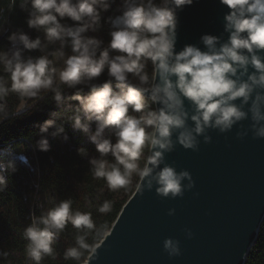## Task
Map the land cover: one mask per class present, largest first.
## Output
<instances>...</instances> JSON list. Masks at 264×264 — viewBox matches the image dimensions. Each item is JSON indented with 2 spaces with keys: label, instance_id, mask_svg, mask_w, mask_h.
I'll list each match as a JSON object with an SVG mask.
<instances>
[{
  "label": "clouds",
  "instance_id": "clouds-1",
  "mask_svg": "<svg viewBox=\"0 0 264 264\" xmlns=\"http://www.w3.org/2000/svg\"><path fill=\"white\" fill-rule=\"evenodd\" d=\"M113 0H20L21 10L28 12L27 24L31 28L43 29L46 44L41 39H30L27 33L12 32L11 43L19 41L24 49L47 47L60 41L61 47L70 40L71 55L51 52L37 58H22V49H0V65L7 78L0 77V123L9 117L4 108V99L10 92L20 97H36L41 89H54L55 100L62 98L56 84L69 88L90 85L91 91L73 97L81 107L78 113L97 122L89 139L96 146L101 158H93V174L103 178L109 189L127 188L133 182V175L139 182L135 189L141 192V183L147 178L146 187L162 197L183 196L186 188L194 182L189 171L177 172L164 163L165 153L175 148L176 141L185 149L198 150L197 136L208 128L220 132L230 131L233 125L249 118L254 137L264 138V0H221L230 12L225 16V29L230 32L226 43L217 46L218 37L205 34L202 39L207 50L187 45L176 52L177 15L175 8L193 0H123L122 11L116 16L103 17ZM75 22L64 23V19ZM102 23L111 25L107 47L96 37L84 35L89 30L97 31ZM115 50V54H110ZM63 60V67H55L57 60ZM151 62L152 71H147ZM249 66L254 71L249 73ZM107 70L108 79L99 85L91 83ZM247 77L243 79V77ZM115 82V84L113 83ZM145 93L150 94L152 108ZM190 102L193 113L185 107ZM240 100L237 104L235 101ZM247 105V110L242 106ZM21 103L19 108L22 109ZM131 110V113H130ZM18 111V110H17ZM189 119L193 126H189ZM72 127L89 133V125L82 122L80 114L71 117ZM54 120H46L41 132L54 126ZM106 129L116 137H104ZM64 132L63 124L56 127L53 136ZM247 135V131L238 132ZM65 139L67 137L65 136ZM205 142L211 137L205 135ZM42 151L49 149L46 137L38 141ZM85 153L84 148L78 149ZM111 153L115 162L105 157ZM23 163L27 158L19 157ZM143 164L141 166V160ZM164 164L162 168L159 166ZM158 169V170H157ZM12 158L0 154V191L9 184L16 172ZM6 173L8 175H6ZM187 178L189 183L182 182ZM71 200H64L40 217H33L30 226L24 229L23 237L28 241L26 258L40 264L42 257L53 255V243L70 222L75 228L95 227L90 213L71 211ZM100 212L111 211V204L105 202ZM175 209H169L173 215ZM190 238L192 232L186 230ZM106 230L97 233L96 240L89 245L85 236L77 237L79 248L65 251V259L80 260L79 249L95 253ZM163 247L170 257L180 255L179 241L166 238ZM7 256V252L3 253ZM84 264H87L85 260Z\"/></svg>",
  "mask_w": 264,
  "mask_h": 264
},
{
  "label": "water",
  "instance_id": "water-1",
  "mask_svg": "<svg viewBox=\"0 0 264 264\" xmlns=\"http://www.w3.org/2000/svg\"><path fill=\"white\" fill-rule=\"evenodd\" d=\"M170 6L178 21L176 52L187 45L207 50L205 34L218 37L217 46L228 41L225 16L230 9L221 0ZM259 54L264 56V50ZM253 71L249 66V73ZM145 97L150 99V94ZM185 107L191 115L193 108L186 99ZM242 107L247 110V105ZM251 123L249 116L227 132L208 128L197 136L195 151L180 145L174 134L175 148L165 153L164 163L177 172L189 171L194 186L183 196L162 197L155 183L151 190L146 187L145 178L141 192L133 190L95 253L86 256L87 264H244L264 218V138L253 136ZM188 124L193 126L190 119ZM243 131L247 135H237ZM205 135L210 142H205ZM169 209L175 213L169 215ZM186 230L192 232L190 238ZM166 238L179 241L180 255H168L163 247Z\"/></svg>",
  "mask_w": 264,
  "mask_h": 264
},
{
  "label": "trees",
  "instance_id": "trees-1",
  "mask_svg": "<svg viewBox=\"0 0 264 264\" xmlns=\"http://www.w3.org/2000/svg\"><path fill=\"white\" fill-rule=\"evenodd\" d=\"M161 3V0H155ZM20 0H0V49H10L12 43L8 40L12 32L27 33L30 39H41L42 45L46 44L45 32L41 29L31 28L27 24L28 10H21ZM123 0H113L103 17L116 16L122 11ZM64 23L74 25L75 22L65 18ZM111 25L102 23L97 31L89 30L84 35L96 37L101 40V49L107 47L110 40ZM22 49V54L27 59L37 58L51 52H63L64 55L72 54L70 40L61 47L60 41L47 44L41 49L28 50L17 41ZM110 54H115L112 50ZM55 65L63 67V60H57ZM147 71L151 73L152 65L148 63ZM0 77L7 78L0 65ZM108 79L107 70L91 83L99 85ZM115 84V82H113ZM56 89L61 92V100H55L54 89H41L36 97H20L19 94L10 92L4 99V108L9 111V117L0 123V154L4 158H12L16 163V172L12 173L8 186L0 191V264H34L26 258L25 249L28 241L23 237L25 228L31 225L33 217H40L61 201L71 200V211L90 213L95 227L93 229L75 228L70 222L57 236L52 245L53 255L42 257L40 264H81L89 252L79 249L80 260L65 259V251L69 248H79L77 237L84 235L89 245L96 240L97 233L108 230L116 218L124 202L135 189L138 177L133 175V182L127 188L111 190L103 178H97L93 174V166L90 163L93 158H101L92 142H85L80 136L72 133L71 117L80 114L82 122L95 125V120H87L83 113H78L81 105L74 99L76 93L86 96L90 93V85H78L69 88L63 84H56ZM148 99V98H146ZM152 108L154 105L151 103ZM26 105L19 110L20 104ZM18 110V111H17ZM131 113V110H130ZM54 120L56 124L49 127L47 132H41V126L46 120ZM63 124L64 132L58 135H66L70 141L69 146H63L53 136L56 127ZM46 137L49 149L42 151L38 141ZM104 137L111 138L113 143L116 137L111 130L106 129ZM30 144L33 149L35 167H30L19 158L12 156L10 149L17 144ZM84 148L85 153L78 149ZM96 155L92 157V155ZM109 163H114L111 153L105 157ZM141 166L143 159L141 160ZM6 175H8L6 173ZM108 202L111 211L100 212V207ZM7 252V256L3 253ZM244 264H264V218L261 223L257 238L246 257Z\"/></svg>",
  "mask_w": 264,
  "mask_h": 264
},
{
  "label": "rangeland",
  "instance_id": "rangeland-1",
  "mask_svg": "<svg viewBox=\"0 0 264 264\" xmlns=\"http://www.w3.org/2000/svg\"><path fill=\"white\" fill-rule=\"evenodd\" d=\"M16 48L21 49V46L19 45V43L18 42L14 43V44L12 43L10 49H16ZM22 58L26 59L23 54H22ZM54 66L58 68V66H56V65H54ZM22 103L24 104V106L26 105L25 101H23ZM18 109L21 110L19 107H18ZM96 128H97V123L95 125H89V133H84L82 130L74 129L73 127L71 128V130H72V133L74 134V136H80L83 139V141L89 143V142H91L89 139V135L94 133ZM103 135H105V132ZM65 136L66 135H58L55 138L59 141V143L61 145L69 146L70 141L68 139V136H66L67 139H65ZM27 144L28 145H25L24 143L17 144L16 146H14L13 148L10 149V153L12 156H15L17 158H19L21 156L26 157L27 158L26 164L29 165L30 167H35V165H34L35 159H34L33 149L31 148L29 143H27ZM95 156L96 155H94V154L92 155V157H95Z\"/></svg>",
  "mask_w": 264,
  "mask_h": 264
}]
</instances>
